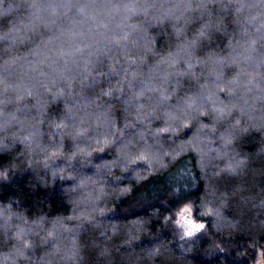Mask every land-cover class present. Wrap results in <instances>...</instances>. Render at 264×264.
Here are the masks:
<instances>
[{
    "label": "clouds",
    "instance_id": "clouds-1",
    "mask_svg": "<svg viewBox=\"0 0 264 264\" xmlns=\"http://www.w3.org/2000/svg\"><path fill=\"white\" fill-rule=\"evenodd\" d=\"M22 7L0 0V19ZM96 7L116 15L98 26L88 51L50 48L5 63L0 189L16 187L14 178L65 194V185L101 187L103 219H118L124 200L133 207L147 197L165 205L179 199L164 213L182 237L205 230L203 216H230L242 229L264 232V0ZM150 178L161 182L146 187ZM0 196L8 202L3 264H104L90 233L78 248H48L12 222L23 216L11 206L43 207ZM112 257L124 264L115 250Z\"/></svg>",
    "mask_w": 264,
    "mask_h": 264
},
{
    "label": "trees",
    "instance_id": "trees-1",
    "mask_svg": "<svg viewBox=\"0 0 264 264\" xmlns=\"http://www.w3.org/2000/svg\"><path fill=\"white\" fill-rule=\"evenodd\" d=\"M23 5L15 16L0 19V79L4 65L13 60L23 61L50 48L69 54L88 51L85 45L94 37L100 24L115 12L101 10V4H120L125 0H14ZM226 2V1H225ZM247 3L246 0H239ZM255 2V1H254ZM2 86V85H0ZM206 163V161L202 162ZM17 186L0 189L24 199L20 206L39 205L42 210L32 212L11 206L14 212L22 213L23 221L13 219L29 231L36 232L48 248H78L83 235L93 236L92 244L102 255L104 264H122L112 257L115 250L119 257H131L132 264H254L261 256L264 264V232H249L242 229L230 216H203L198 219L206 229L192 237H182L165 222V211H170L179 199H169L167 205L147 197L133 207L124 200L117 204L118 219H103L107 213L100 212L101 203L107 195L101 187L74 189L65 185L51 188H31L26 178H14ZM161 181L150 178L146 187ZM39 184V182H36ZM0 196V199H6ZM68 202V203H67ZM53 206L58 212H51ZM113 209L115 205L111 206ZM157 207V208H153ZM68 208V210H67ZM67 210V211H66ZM8 211V202H0V226ZM86 226H89L86 228ZM127 249V252L124 250ZM4 254L0 250V264Z\"/></svg>",
    "mask_w": 264,
    "mask_h": 264
},
{
    "label": "rangeland",
    "instance_id": "rangeland-1",
    "mask_svg": "<svg viewBox=\"0 0 264 264\" xmlns=\"http://www.w3.org/2000/svg\"><path fill=\"white\" fill-rule=\"evenodd\" d=\"M227 2V0H225ZM247 3H252L254 2L255 0H246ZM189 227H191V225H189ZM254 264H263V261H262V258L261 256H258L257 260L254 262Z\"/></svg>",
    "mask_w": 264,
    "mask_h": 264
}]
</instances>
